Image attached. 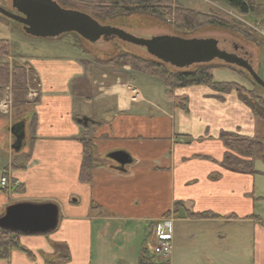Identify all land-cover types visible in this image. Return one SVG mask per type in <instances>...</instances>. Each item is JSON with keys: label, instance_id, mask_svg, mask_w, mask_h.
Wrapping results in <instances>:
<instances>
[{"label": "crops", "instance_id": "crops-1", "mask_svg": "<svg viewBox=\"0 0 264 264\" xmlns=\"http://www.w3.org/2000/svg\"><path fill=\"white\" fill-rule=\"evenodd\" d=\"M22 61L27 86L13 94L22 111L13 119L0 115V172L12 182L0 189V215L15 202H51L59 220L49 233L18 235L32 256L14 250L0 264H139L142 253L168 264H264V216L254 213L263 200L255 180L262 172L221 166L220 133L242 135L255 121L234 90L193 85L176 92L182 103L173 94L180 88L157 90L149 82L159 78L124 65L107 81V73L76 54L44 52ZM215 70V82L237 74ZM17 122L23 137L14 149ZM83 131L94 145L89 183L79 180ZM116 151L130 161L111 158ZM169 213L172 250L157 261L155 222ZM198 213L207 216L191 215ZM56 245L67 247L68 261L57 258Z\"/></svg>", "mask_w": 264, "mask_h": 264}, {"label": "rangeland", "instance_id": "rangeland-1", "mask_svg": "<svg viewBox=\"0 0 264 264\" xmlns=\"http://www.w3.org/2000/svg\"><path fill=\"white\" fill-rule=\"evenodd\" d=\"M11 1L12 0H0V6L7 11L15 12V8L11 5ZM54 1L57 2L63 8L69 7L67 9L78 10L80 12L89 14L93 18H95L93 16L94 12L97 13L98 11V9L96 8L98 4L95 2L87 3L85 1L83 2L79 0L76 1L54 0ZM62 1L65 2L66 5L68 4L69 6L61 5ZM73 1L75 3H73ZM172 1L175 2L173 6L178 5L179 7L192 9L202 13L210 12L217 15L223 20H227L231 22L235 26H233V28H226L219 26H204L193 31L190 34L185 35L184 33H180V32L177 33L170 27L169 22L172 21V18L171 16L168 15L165 17L163 16V18L161 19H157L145 13L132 14L130 16H118L112 19L105 18L101 22L98 21L96 18L95 19L100 24L123 29L126 32L139 38H151L152 36H158V35H174L183 38H213L217 41V45L220 49L225 50L227 52L236 53L240 57L246 59L250 64L253 63L251 64L252 67L254 66L253 67L254 70L256 67L255 71L257 72L259 77L264 81V77L262 76V69H263L262 66H264V40L258 37L257 34L251 28L252 25H255L256 23L258 24L262 23V21L264 20V16L261 13L263 10L264 0H257L258 3L257 10L254 13L247 14L246 16L238 14L234 9H232L222 1H215V0H172ZM55 38L57 39L52 40L54 38L40 39V38L31 37L23 32L21 24L9 18H6L0 14V39H5L9 42L10 55L7 56L6 60L9 61L10 64L22 65L21 62H23L22 61L23 57H26L29 54H41L44 52L58 53L65 55L76 54L78 55V57L83 58L85 62H88L89 65L91 64L96 65L98 68L96 69L97 70L96 72H99V74L102 72L107 73L108 78L102 80L111 81V79L114 78L115 75L122 73L119 69L121 66L117 64V61H111L113 55L126 49L127 50L130 49L134 52L143 54L145 56L150 55L144 47L130 44L124 41H120L117 38L104 39L101 37L97 39L95 42H89L83 39L82 37H80L79 35H77L76 33H65ZM47 44H56L57 46H59V49L52 45L48 46ZM45 45L48 47H46ZM70 45H72V47H69ZM255 46H257V49H254ZM61 47H66V48H61ZM256 50L257 52H255ZM150 56L152 57V55ZM211 62H213V64L216 65L226 64L223 61L217 59H214ZM169 66L171 67L172 65ZM188 67L189 66L183 68H188ZM227 68L235 69L237 73V74L235 73L236 76L234 77V79L227 78V76H224L226 79H231L232 84L236 85L241 90H244V92L245 91L250 92L249 95L254 94L256 96H260L261 98H264V88L259 86L244 68H240L235 65H231L229 67H227V65H224L222 67L215 68L220 70H215L214 72L222 76L223 74H228L227 73L228 71L227 70L225 71V69ZM238 76L240 78L241 77L245 78L247 82L238 79ZM215 77L218 76L215 75ZM153 82H156L160 86V87H156L157 90H160L162 87L165 86L160 79H156V81H150L149 83H153ZM139 83L144 89L150 88L149 84L143 82L142 80H139ZM193 87L196 88V86H190V87L186 86L187 89H184L185 88L184 87L178 90H174L173 94H175L176 96L177 95L176 92L192 89ZM30 89H32L33 91L35 90V88H30ZM30 91L31 90H29V92ZM14 92L16 91L12 89L11 84H8L6 87L0 88V115L3 116V118H5L6 120L7 118L13 119L14 116L16 117V115H18L22 111V108L19 107L16 108L14 105L17 104L15 96L13 95ZM154 92L156 93L157 91L155 90ZM220 93H225V92H220ZM25 97L27 99L32 98L30 97V94H28ZM181 98L183 97L176 96V101L178 102L181 101L183 103L184 99ZM254 118L255 121L253 122V129L251 128V130L249 131L242 130L241 133H243L242 135H247L248 137L255 136V137L263 138L264 122L261 121L260 119H257L255 116ZM262 153L264 154V142H263ZM253 163H254L253 167L256 170H258L260 173L262 172V174L255 175L256 178L255 180L256 183H258L259 190L260 189L264 190V162L261 159H255L253 160ZM1 173H5V171H2ZM254 207H255L254 213L264 216V194H263V200L262 201L259 200L255 202ZM169 216L170 213L166 214L156 222L162 221L164 219H168ZM154 257L156 258L157 261L158 259H162L161 257H157V256Z\"/></svg>", "mask_w": 264, "mask_h": 264}, {"label": "trees", "instance_id": "trees-1", "mask_svg": "<svg viewBox=\"0 0 264 264\" xmlns=\"http://www.w3.org/2000/svg\"><path fill=\"white\" fill-rule=\"evenodd\" d=\"M76 1V0H75ZM85 2H95L98 5L97 13L93 16L98 21H103L105 18H115L118 16H130L132 14H142L153 16L157 19L163 16H171L170 27L177 33H184L185 35L204 26H219L226 28H233L235 26L227 20H223L213 13H202L192 9L173 6L175 3L172 0H79ZM222 1L240 15L254 13L258 8L257 0H215ZM73 3H75L73 1ZM78 4V3H77ZM63 6L65 2H61ZM75 5V4H74ZM73 5V6H74ZM76 6V5H75ZM69 8V7H67ZM75 8V7H74ZM264 16V2L263 10L261 12ZM165 20V19H164ZM264 24V20L262 21ZM119 40V39H118ZM121 41V40H120ZM10 55V45L5 39H0V88L11 84L14 91H24L27 86L26 68L19 64H10L6 60ZM111 61H117L119 66H127L130 70L143 72L151 76L159 78L165 85L167 91H172L177 88L193 86V85H207L214 91L229 92L234 90L238 97L252 109L254 116L264 122V98L250 94L241 90L231 82H215L212 80L211 72L215 68L230 64H213V62L196 63L188 68H178L169 66L155 57L145 56L143 54L134 52L132 50H123L112 56ZM229 65V66H228ZM181 108L187 110L186 104H181ZM83 154L79 171V180L85 183L91 181V174L93 169V140L88 132L83 131ZM226 151L221 161V166L239 173H254L253 160L261 159L264 162L263 142L264 137H248L240 135L235 132L220 133ZM21 187L18 185L16 190ZM176 204L175 206H177ZM192 216L205 217L207 214L198 213L191 214ZM264 223V222H263ZM18 250L32 256L30 251L22 246L18 241V235L6 232L0 229V260H8L12 251ZM57 258L62 261H68V250L66 246H54ZM139 264H168L167 262H154L142 253L139 259Z\"/></svg>", "mask_w": 264, "mask_h": 264}, {"label": "water", "instance_id": "water-1", "mask_svg": "<svg viewBox=\"0 0 264 264\" xmlns=\"http://www.w3.org/2000/svg\"><path fill=\"white\" fill-rule=\"evenodd\" d=\"M11 5L15 12L0 6V14L21 24L23 32L31 37L46 39L76 33L89 42H95L101 37L117 38L144 47L156 59L178 68L217 59L244 68L264 88V81L246 59L220 49L213 38H183L174 35L139 38L123 29L100 24L89 14L63 8L54 0H12ZM82 121L86 123L87 120L84 118ZM11 132L17 138V145H13L15 149L23 137V124H14ZM110 157L120 164L130 161L122 151H116ZM58 220V207L54 203L21 201L5 207L0 215V229L17 235L46 234L57 227Z\"/></svg>", "mask_w": 264, "mask_h": 264}, {"label": "built area", "instance_id": "built-area-1", "mask_svg": "<svg viewBox=\"0 0 264 264\" xmlns=\"http://www.w3.org/2000/svg\"><path fill=\"white\" fill-rule=\"evenodd\" d=\"M251 28L257 34L258 37L264 40V24L256 23L255 25H252ZM11 186H12V182L9 176L7 175V173L6 172L1 173L0 174V189H7V188L9 189ZM152 247H153V253L157 257H167L171 253L172 239H171L168 219H164L162 221L156 222L154 241H153Z\"/></svg>", "mask_w": 264, "mask_h": 264}, {"label": "flooded vegetation", "instance_id": "flooded-vegetation-1", "mask_svg": "<svg viewBox=\"0 0 264 264\" xmlns=\"http://www.w3.org/2000/svg\"><path fill=\"white\" fill-rule=\"evenodd\" d=\"M15 125H20V122H17ZM16 130V129H15ZM18 134V133H17ZM16 141H17V138H16ZM17 144V143H16Z\"/></svg>", "mask_w": 264, "mask_h": 264}]
</instances>
